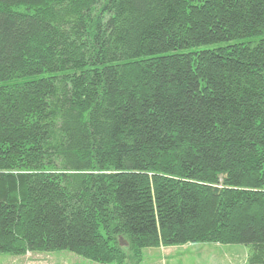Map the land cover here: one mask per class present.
<instances>
[{
	"label": "trees",
	"instance_id": "1",
	"mask_svg": "<svg viewBox=\"0 0 264 264\" xmlns=\"http://www.w3.org/2000/svg\"><path fill=\"white\" fill-rule=\"evenodd\" d=\"M199 242L264 264V0H0V253Z\"/></svg>",
	"mask_w": 264,
	"mask_h": 264
},
{
	"label": "rangeland",
	"instance_id": "2",
	"mask_svg": "<svg viewBox=\"0 0 264 264\" xmlns=\"http://www.w3.org/2000/svg\"><path fill=\"white\" fill-rule=\"evenodd\" d=\"M254 248L247 244L185 243L126 250L121 262L100 263L69 250L0 253V264H248Z\"/></svg>",
	"mask_w": 264,
	"mask_h": 264
},
{
	"label": "water",
	"instance_id": "3",
	"mask_svg": "<svg viewBox=\"0 0 264 264\" xmlns=\"http://www.w3.org/2000/svg\"><path fill=\"white\" fill-rule=\"evenodd\" d=\"M121 243H122V245L125 243V241H124V239H123V238H121Z\"/></svg>",
	"mask_w": 264,
	"mask_h": 264
}]
</instances>
